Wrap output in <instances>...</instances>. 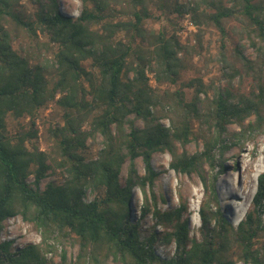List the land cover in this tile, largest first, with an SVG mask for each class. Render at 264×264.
<instances>
[{"label":"trees","instance_id":"1","mask_svg":"<svg viewBox=\"0 0 264 264\" xmlns=\"http://www.w3.org/2000/svg\"><path fill=\"white\" fill-rule=\"evenodd\" d=\"M21 1L0 0V232L20 216L42 240L14 248L0 238V264H56L57 245L63 248L61 264H234L235 257L264 264L263 186L254 208L234 227L220 211L217 177L208 183L205 172L233 141L264 132V0H81L77 17L62 14L59 0H31L37 10L27 15L18 10ZM185 15L199 32L213 26L223 38L231 36L228 22L240 24L234 63L226 67L233 77L254 76L249 93L202 78L180 84L197 52L177 35ZM149 20L168 22L173 31L149 29ZM20 35L28 42L16 47ZM246 38L256 60L242 51ZM147 69L158 87L150 84ZM50 103L61 116L45 122L54 141L46 150L37 144L36 119ZM9 118L31 123L13 133ZM97 137L101 148L92 159L88 142ZM193 141L203 150L189 153ZM161 153L170 154L176 174L198 175L206 186L200 237L191 234L184 204L159 208L153 159ZM58 170L65 177L42 190L48 174ZM136 189L144 195L141 216H152L146 230L130 211ZM88 192L95 194L91 201ZM69 244L78 246L73 261ZM157 244L174 245L173 256L159 255Z\"/></svg>","mask_w":264,"mask_h":264},{"label":"rangeland","instance_id":"2","mask_svg":"<svg viewBox=\"0 0 264 264\" xmlns=\"http://www.w3.org/2000/svg\"><path fill=\"white\" fill-rule=\"evenodd\" d=\"M59 3L60 5L58 8L64 15L77 17L83 10L81 0H59ZM18 10L24 14L33 15L37 10V6L32 3L31 0H22ZM146 26L155 31H160L162 29H167L170 32L173 31L172 26L168 22L149 20L146 21ZM226 27L231 35L228 38H223L221 32L213 26H206L203 28V32H199L190 15H185L180 22V29L177 31V35L185 45H189L190 42H192L197 52L195 56L192 57L190 68L182 74L180 84H185L193 79L202 78L206 83H214L216 87L226 88L227 86H233L243 93H249L255 87L256 82L253 79V75H248L243 72L242 75L233 77L232 70L226 67L227 63H234L232 43L239 40V37L234 34V29L238 28L240 30V24L232 20L226 24ZM199 34L202 36L201 45L197 37ZM27 42L28 39L20 35L16 40V47H20ZM224 44L225 49H222ZM240 45L245 56L251 60H256L258 58L256 49L247 38L241 40ZM47 57L51 60L53 59L51 53H49ZM238 67H240V64H238ZM147 75L150 79V84L153 87H158L154 80V74H152L150 69H147ZM128 76L132 77L131 74ZM186 92L188 97H192L194 94L193 91L190 90H186ZM60 116L61 110H59L54 103H50L40 111L36 119V124L39 129L37 144L40 148L48 150L54 143L48 134L45 122L52 118L58 120ZM30 123L29 118L18 121L9 118L8 127L13 133H16L20 130H27ZM137 125L142 127L143 123L138 121ZM231 130H238V126H232ZM101 141V137H97L96 140H90L88 142L89 150L87 154L89 158L94 159L96 157L98 150L101 148ZM233 142L236 145L220 159L221 161L215 165L214 169L206 166L205 172L208 183L213 176L217 177L215 191L219 199L220 211L234 227H237L240 222L244 220L247 213L254 208L258 188L261 185L264 188V132L244 135L239 140ZM245 145L250 149H255L256 157H254V159L261 163V167L258 173H253L252 195L247 205L244 207L245 200L231 198L228 176L232 175L236 181L239 179V159L233 160L231 155L238 150H244L245 148L243 146ZM186 150L193 154L203 150V145L199 141H193L186 147ZM171 160L172 158L168 153L156 154L153 159L154 169L159 175L155 185V192L159 197V208L161 210H169L184 204L188 209L185 216L189 219L191 234L192 236L197 235V237H200L199 229L202 225L200 211L203 203L207 199L206 186L198 175L186 176L176 174L170 169ZM136 165L139 173L144 175L145 166L143 161L138 159ZM221 168L222 171H220ZM127 172L128 164L123 167L121 175L122 183H124L127 178ZM63 177H65L64 174L59 170L53 173L50 172L48 178L42 182V190H44L50 182L58 183ZM29 181L32 182L33 178H29ZM148 195L150 197V194ZM94 197L95 194L88 192L87 201L93 200ZM163 197H165L166 201H163ZM143 199L144 195L142 192L136 189L134 191V200L131 201L130 211L133 218L141 222L142 229L146 230V228L152 226L153 221L150 214L145 217L141 216L140 208ZM243 208L244 210L240 212ZM158 230L163 229L158 228ZM0 238L2 241H12L14 243V248L24 247L29 243L40 244L42 240L40 232L32 224L25 222L20 216L11 218L3 224ZM57 249L58 255L56 257V264H61L60 256L63 248L57 245ZM156 249L157 253L162 257H172L174 254V245L165 247L161 244H157ZM67 250L68 259L70 261L75 260L78 253V246L69 244ZM234 264L245 263L239 257H235Z\"/></svg>","mask_w":264,"mask_h":264},{"label":"bare ground","instance_id":"3","mask_svg":"<svg viewBox=\"0 0 264 264\" xmlns=\"http://www.w3.org/2000/svg\"><path fill=\"white\" fill-rule=\"evenodd\" d=\"M243 147L245 148L244 150H238L231 155L233 160L239 159V179L236 181L232 175H229L228 185L231 198L245 200V207L252 195L253 173L259 172L261 163L254 159L256 157L255 149H250L246 145ZM243 210L244 208L240 212Z\"/></svg>","mask_w":264,"mask_h":264},{"label":"clouds","instance_id":"4","mask_svg":"<svg viewBox=\"0 0 264 264\" xmlns=\"http://www.w3.org/2000/svg\"><path fill=\"white\" fill-rule=\"evenodd\" d=\"M219 189H220V187H219Z\"/></svg>","mask_w":264,"mask_h":264}]
</instances>
